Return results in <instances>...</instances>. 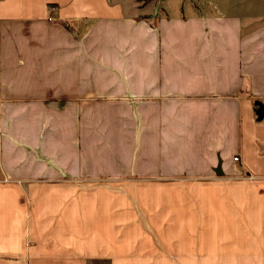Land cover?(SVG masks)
I'll return each mask as SVG.
<instances>
[{"label": "crops", "instance_id": "1", "mask_svg": "<svg viewBox=\"0 0 264 264\" xmlns=\"http://www.w3.org/2000/svg\"><path fill=\"white\" fill-rule=\"evenodd\" d=\"M218 10L0 0V264H264V15Z\"/></svg>", "mask_w": 264, "mask_h": 264}, {"label": "rangeland", "instance_id": "2", "mask_svg": "<svg viewBox=\"0 0 264 264\" xmlns=\"http://www.w3.org/2000/svg\"><path fill=\"white\" fill-rule=\"evenodd\" d=\"M234 1L236 0H105V3L120 4L125 13L139 17L149 16L152 21L156 22L161 17L174 14L187 15L192 12L209 14L215 13L218 9L223 13L224 8L233 11L239 8L249 10L253 8L256 11H249V14L264 15V0H248L247 3L243 2L244 0H237L238 3ZM236 13H240L239 10Z\"/></svg>", "mask_w": 264, "mask_h": 264}, {"label": "trees", "instance_id": "3", "mask_svg": "<svg viewBox=\"0 0 264 264\" xmlns=\"http://www.w3.org/2000/svg\"><path fill=\"white\" fill-rule=\"evenodd\" d=\"M252 104L256 121H264V101L261 99H254Z\"/></svg>", "mask_w": 264, "mask_h": 264}, {"label": "built area", "instance_id": "4", "mask_svg": "<svg viewBox=\"0 0 264 264\" xmlns=\"http://www.w3.org/2000/svg\"><path fill=\"white\" fill-rule=\"evenodd\" d=\"M49 20H52V18H50ZM235 160H236V161H238V160H239V158H235Z\"/></svg>", "mask_w": 264, "mask_h": 264}, {"label": "bare ground", "instance_id": "5", "mask_svg": "<svg viewBox=\"0 0 264 264\" xmlns=\"http://www.w3.org/2000/svg\"><path fill=\"white\" fill-rule=\"evenodd\" d=\"M54 10V9H53ZM50 19V18H49ZM50 21H52V20H50Z\"/></svg>", "mask_w": 264, "mask_h": 264}]
</instances>
